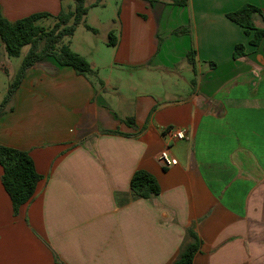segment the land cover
<instances>
[{
	"label": "crops",
	"instance_id": "crops-1",
	"mask_svg": "<svg viewBox=\"0 0 264 264\" xmlns=\"http://www.w3.org/2000/svg\"><path fill=\"white\" fill-rule=\"evenodd\" d=\"M246 3L264 12V0H106L81 24L97 29L89 56L71 43L78 28L66 39L97 75L52 56L27 70L0 144L28 151L42 179L16 214L0 165V264H171L189 229L200 240L194 264H264V40L250 44L253 33L227 17ZM71 4L0 0V14ZM168 128L187 137L172 141ZM165 149L176 165H162ZM138 169L157 178L158 195L133 197Z\"/></svg>",
	"mask_w": 264,
	"mask_h": 264
},
{
	"label": "trees",
	"instance_id": "trees-1",
	"mask_svg": "<svg viewBox=\"0 0 264 264\" xmlns=\"http://www.w3.org/2000/svg\"><path fill=\"white\" fill-rule=\"evenodd\" d=\"M64 1V0H62ZM67 8H63L58 15L50 13H34L16 21H10L0 14V50L4 48L9 56L18 57L23 48L28 46L21 67L16 78L10 84L8 92L0 104V117L6 112L7 106L13 100L17 88L20 86L27 70L52 56L59 65L71 66L79 75H97L87 58L74 51L70 40L79 25L86 22L87 15L92 7L105 6L106 0H72ZM152 3L163 2L173 6H186L189 0H148ZM227 17L241 25L246 34L253 33L250 44L259 46L264 40V12L254 4L246 3L239 9L227 13ZM261 17L263 25L255 22ZM53 18L55 24L52 27L39 25L42 19ZM93 32L97 29L86 24ZM107 44L116 46L117 39L114 32L109 33ZM245 45L239 43L235 47L234 58L245 55ZM196 50L192 49L188 55V61L195 70ZM11 108V106H10ZM129 125H135L133 117L125 121ZM0 165L3 168L2 183L10 196L14 212L17 214L20 207L27 203L35 194L42 177L38 173L35 162L28 151L0 144ZM131 191L134 198L148 199L160 193V185L157 178L144 169H138L131 180ZM188 238L179 255L171 264H194V257L200 250V240L193 229L188 230Z\"/></svg>",
	"mask_w": 264,
	"mask_h": 264
},
{
	"label": "rangeland",
	"instance_id": "rangeland-1",
	"mask_svg": "<svg viewBox=\"0 0 264 264\" xmlns=\"http://www.w3.org/2000/svg\"><path fill=\"white\" fill-rule=\"evenodd\" d=\"M91 24L96 26L98 28L99 32L104 34L106 32L107 25L100 24L97 20L91 19ZM39 25H43L46 27H52L55 24V20L53 18H46L42 19L38 22ZM95 36L93 34V31L87 30V28H84V26L80 25L78 26V32L77 34L72 37L71 43L73 42V45L76 47L77 50H83V52H86V54H91L95 50V43H94ZM94 44V45H92ZM28 46L23 48L22 54L18 57L8 56V59L5 60L0 56V104L3 101L4 97L6 96L8 89L10 87V84L14 81V79L17 76V73L21 67L23 58L25 54L28 51ZM6 63V67L2 64ZM22 83V82H21ZM173 85L170 84L169 86ZM14 100V97H13ZM13 100L10 102V104L7 106V109H10V106L13 103Z\"/></svg>",
	"mask_w": 264,
	"mask_h": 264
},
{
	"label": "built area",
	"instance_id": "built-area-1",
	"mask_svg": "<svg viewBox=\"0 0 264 264\" xmlns=\"http://www.w3.org/2000/svg\"><path fill=\"white\" fill-rule=\"evenodd\" d=\"M166 134L172 141L182 140L187 137L183 129L168 128ZM159 160L164 167H172L178 163V160L170 154L168 149L161 151Z\"/></svg>",
	"mask_w": 264,
	"mask_h": 264
}]
</instances>
